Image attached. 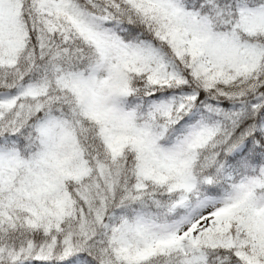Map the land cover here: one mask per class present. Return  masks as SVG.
Here are the masks:
<instances>
[{
  "label": "snow or ice",
  "instance_id": "1",
  "mask_svg": "<svg viewBox=\"0 0 264 264\" xmlns=\"http://www.w3.org/2000/svg\"><path fill=\"white\" fill-rule=\"evenodd\" d=\"M0 264H264V0H0Z\"/></svg>",
  "mask_w": 264,
  "mask_h": 264
}]
</instances>
